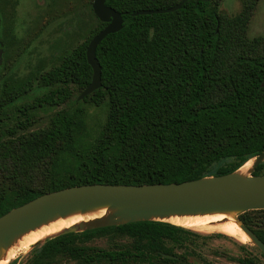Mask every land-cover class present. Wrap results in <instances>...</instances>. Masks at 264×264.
<instances>
[{
	"label": "trees",
	"instance_id": "16d2710c",
	"mask_svg": "<svg viewBox=\"0 0 264 264\" xmlns=\"http://www.w3.org/2000/svg\"><path fill=\"white\" fill-rule=\"evenodd\" d=\"M180 1L106 0L122 15L123 27L96 48L101 88L82 103L106 106V116L92 142L79 109L62 108L43 129L21 134L30 118L12 128L3 125L13 107L22 115L31 108L55 109L71 101L72 90L81 93L90 84L85 51L106 26L93 15L91 2L81 44L65 49L47 72L1 83L0 217L73 186L226 175L264 151V36L246 35L258 0H242L233 16L219 10L220 0H188L172 13L131 16ZM35 87L43 93L33 106L16 108ZM253 174L263 175L264 163ZM239 219L264 243V210ZM191 235L156 221L67 233L32 246L27 264H191V252H174ZM102 239L105 247L94 245Z\"/></svg>",
	"mask_w": 264,
	"mask_h": 264
},
{
	"label": "water",
	"instance_id": "95a60500",
	"mask_svg": "<svg viewBox=\"0 0 264 264\" xmlns=\"http://www.w3.org/2000/svg\"><path fill=\"white\" fill-rule=\"evenodd\" d=\"M187 1L181 0L172 8L140 11L131 16L172 13L179 10ZM105 2L106 0H93L91 4L93 15L106 26L87 45L85 57L92 70L91 82L77 97V101L85 99L101 88V67L95 56L96 48L108 35L119 32L123 27L122 15L106 6ZM252 159L254 161L251 162V170L254 172L258 165L264 163V151L247 162ZM240 168L230 174L209 176L182 183L90 184L46 193L0 217V247L8 246L15 237L57 216L105 207L111 212L106 218L96 220L78 230H67L34 245L67 233H80L136 222L166 223L161 219L169 216L236 212L240 229L264 256V243L238 218L246 212L264 210V174L257 176L247 173L242 176L239 174Z\"/></svg>",
	"mask_w": 264,
	"mask_h": 264
},
{
	"label": "rangeland",
	"instance_id": "374dc122",
	"mask_svg": "<svg viewBox=\"0 0 264 264\" xmlns=\"http://www.w3.org/2000/svg\"><path fill=\"white\" fill-rule=\"evenodd\" d=\"M241 1L220 0L219 10L226 15L233 16L240 11ZM90 2L92 3L93 0H20V13H23L28 23L31 18L37 17L39 19L41 14L45 12V5L51 4L47 16L50 19V24L40 33L37 31L36 34L34 32L26 34L20 47L16 51L8 53L5 67L0 71V85L9 77L20 79L30 76L36 70H39L40 73L51 70L56 65L58 56L65 49H72L81 44L84 41L85 29L90 19L88 9ZM246 35L249 39L264 36V0L257 1ZM42 93V90L35 87L31 93L15 103L16 108L24 106L23 109H29L33 106L34 99ZM71 94L70 102L55 109L31 108L25 112V115H22L17 113L13 107V110L7 112L8 119L3 122L4 128H12L20 121L24 122L25 118H30L31 123L26 125L27 129L25 131L19 130L18 134L43 129L47 126L50 117L58 110L62 108L79 109L85 114L86 140L92 142L105 120L106 106L95 107L89 103H82V100L74 103L73 100L77 99L80 93L72 90ZM251 161L253 163L254 159ZM251 166L248 175L254 173ZM182 228L191 230L190 232L196 235H191L186 241V246L176 248L174 252L178 255L185 251L191 252L189 257L191 264L204 262L241 264L242 259L252 260L253 264H264V257L261 252L251 243L243 244L233 237L216 231H198L185 226ZM94 245L105 247L106 240H95ZM31 250L32 246L19 253L8 264H27ZM1 264L5 263L2 262ZM55 264L69 263L67 260L61 259Z\"/></svg>",
	"mask_w": 264,
	"mask_h": 264
},
{
	"label": "bare ground",
	"instance_id": "6f19581e",
	"mask_svg": "<svg viewBox=\"0 0 264 264\" xmlns=\"http://www.w3.org/2000/svg\"><path fill=\"white\" fill-rule=\"evenodd\" d=\"M251 162L245 163L239 174L245 176L250 171ZM110 211L107 208H96L85 212H74L65 216H57L40 226L30 229L15 237L6 247H0V264H8L19 253L27 250L35 243L61 234L70 229H79L87 224L106 218ZM236 212L210 213L186 216H169L163 222L177 227H190L200 231H216L233 237L243 244L250 243V238L240 229ZM252 244V243H251Z\"/></svg>",
	"mask_w": 264,
	"mask_h": 264
},
{
	"label": "flooded vegetation",
	"instance_id": "af4514ba",
	"mask_svg": "<svg viewBox=\"0 0 264 264\" xmlns=\"http://www.w3.org/2000/svg\"><path fill=\"white\" fill-rule=\"evenodd\" d=\"M50 5L49 3L45 5V12L39 19L31 18L28 23L23 13H20V0H0V70L8 53L20 47L26 34L32 32L36 34L37 31L40 33L50 24V19L47 18L51 9Z\"/></svg>",
	"mask_w": 264,
	"mask_h": 264
}]
</instances>
